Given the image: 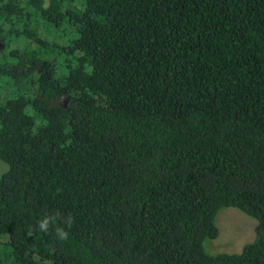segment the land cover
I'll use <instances>...</instances> for the list:
<instances>
[{
  "label": "trees",
  "instance_id": "trees-1",
  "mask_svg": "<svg viewBox=\"0 0 264 264\" xmlns=\"http://www.w3.org/2000/svg\"><path fill=\"white\" fill-rule=\"evenodd\" d=\"M0 160V264H264V0H0Z\"/></svg>",
  "mask_w": 264,
  "mask_h": 264
},
{
  "label": "rangeland",
  "instance_id": "rangeland-1",
  "mask_svg": "<svg viewBox=\"0 0 264 264\" xmlns=\"http://www.w3.org/2000/svg\"><path fill=\"white\" fill-rule=\"evenodd\" d=\"M45 29L47 33H54V29ZM46 32L44 29L40 32V35L44 39L46 37L48 38ZM64 37L66 41L69 40V32H67ZM62 101H64V99L58 102ZM8 168V165L0 160V176L5 173ZM215 224L219 231L217 238L214 240H207L204 243V249L209 254L239 253L244 245L252 242L255 238L257 221L242 214L235 208H228L219 212L215 219Z\"/></svg>",
  "mask_w": 264,
  "mask_h": 264
},
{
  "label": "clouds",
  "instance_id": "clouds-1",
  "mask_svg": "<svg viewBox=\"0 0 264 264\" xmlns=\"http://www.w3.org/2000/svg\"><path fill=\"white\" fill-rule=\"evenodd\" d=\"M40 227H41L42 229H47V227H48V220H47V219L44 220V221L40 224ZM60 234H61V237H62V238H64V237L66 236V234L63 233V232H61Z\"/></svg>",
  "mask_w": 264,
  "mask_h": 264
}]
</instances>
